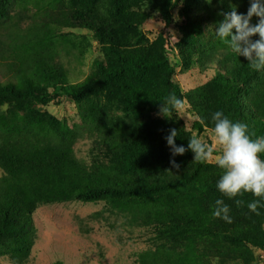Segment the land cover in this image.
Here are the masks:
<instances>
[{
    "label": "trees",
    "instance_id": "trees-1",
    "mask_svg": "<svg viewBox=\"0 0 264 264\" xmlns=\"http://www.w3.org/2000/svg\"><path fill=\"white\" fill-rule=\"evenodd\" d=\"M140 1L108 0L100 13L92 9L98 0H0V70L9 76L0 83V258L27 263L39 206L106 199L119 202L129 224L154 235L153 247L137 255V264H209L222 242L240 256L250 255L248 245L264 253V209L257 216L247 208L255 197H237L239 206L223 197L216 189L222 170L194 160L191 151L172 157L165 139L175 129L176 144L187 148L193 131H212L217 110L264 136V72L252 70L219 40L214 55L220 69L185 95L200 121L187 129L180 113L155 118L169 95L184 96L173 80L175 66L159 53L126 51L114 43V27L133 31L143 23L134 6ZM178 1L149 0L165 26ZM181 1L185 44L202 32L191 17L196 0ZM17 6L20 15L14 16ZM28 7L34 11L23 17ZM23 19L29 22L22 25ZM65 28L86 29L99 43L110 39L93 71L77 83L60 60L58 34ZM111 90L116 93L110 107L95 112L92 100ZM61 97L75 102L81 125L70 129L36 108L58 104ZM79 130L92 138L89 163L74 152ZM218 198L230 206L233 223L213 218Z\"/></svg>",
    "mask_w": 264,
    "mask_h": 264
},
{
    "label": "rangeland",
    "instance_id": "rangeland-1",
    "mask_svg": "<svg viewBox=\"0 0 264 264\" xmlns=\"http://www.w3.org/2000/svg\"><path fill=\"white\" fill-rule=\"evenodd\" d=\"M107 4L108 0H98L96 7L92 9L105 13ZM231 5L237 6L239 14H246L250 0H225L223 5L219 0H213L211 5L205 3V0H196L191 17L199 24L202 34L193 35L185 44L180 43L181 0L172 9L168 26H165L156 5L149 0H141L134 4L137 13L144 19L141 26L133 31L114 27L116 34L114 43L119 48L126 51L159 53L170 66H175L173 80L184 96V109L179 113L187 129L200 120L185 95L206 85L215 76L216 68L220 69L214 55L217 50L216 44L219 42L214 30L217 21L222 20L219 13L230 11ZM28 8L30 12L29 10L23 12L26 14L23 17L28 18L27 15L33 13L34 10ZM12 14L20 15L18 6ZM200 17L206 19L200 21ZM23 22L22 25H25L29 21L23 19ZM257 22V18L254 17L252 23ZM59 32L60 60L69 74L70 81L80 82L93 71L94 59L101 56L102 44L110 43V39H102L99 43L86 29L65 28ZM178 44H181V47H177ZM7 80L9 76L0 70V83ZM115 93V90H111L94 98L91 103L93 110L102 112V109H108ZM36 108L48 113L70 129L81 125L78 107L69 98L61 97L58 104L52 103L46 107ZM154 117L164 118L163 115L157 114ZM78 133L74 146L75 155L81 161L89 163L92 138L80 130ZM193 135L202 137L204 141L212 144L215 154H220L221 149L215 143L213 131L203 128L202 133L197 134L193 131L191 137ZM199 162L216 164L214 159ZM118 203L114 199H106L39 206L33 214L36 240L26 264H137V255L153 247L154 235L149 228L129 224L127 218L117 208ZM219 248L216 254L209 256V264H264V253L250 245L247 246L250 255L244 256L235 254L234 246L228 243L222 242ZM0 264L12 262L9 257H2Z\"/></svg>",
    "mask_w": 264,
    "mask_h": 264
},
{
    "label": "clouds",
    "instance_id": "clouds-1",
    "mask_svg": "<svg viewBox=\"0 0 264 264\" xmlns=\"http://www.w3.org/2000/svg\"><path fill=\"white\" fill-rule=\"evenodd\" d=\"M213 0H205L211 5ZM225 0H219L223 5ZM230 11H221L222 20L215 25V36L222 41L227 50L236 56L244 57L248 66L256 72H264V0H250L246 14H239L236 5H231ZM257 18L256 24L252 23ZM258 37V39H253ZM160 113L173 115L182 112L184 101L175 94L167 97L161 103ZM214 123L212 129L214 140L220 146L221 152L215 154L214 146L202 137L193 135L188 140L187 148L177 145V131L172 129L165 138L171 149L172 157L183 156L186 151L194 154V160H215L222 174L216 183V189L229 200L235 199L237 206L243 203L236 199L245 193H251L255 199L247 204V208L255 215H261L264 209V136H256L249 124L233 121L222 110L211 114ZM172 168L179 170L180 165L175 159L170 160ZM231 209L223 198L215 200L212 216L231 224L233 219Z\"/></svg>",
    "mask_w": 264,
    "mask_h": 264
}]
</instances>
